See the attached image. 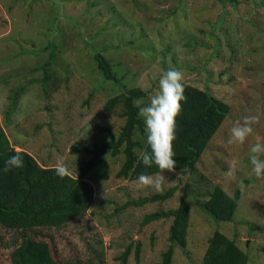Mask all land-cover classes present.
<instances>
[{
    "label": "rangeland",
    "instance_id": "1",
    "mask_svg": "<svg viewBox=\"0 0 264 264\" xmlns=\"http://www.w3.org/2000/svg\"><path fill=\"white\" fill-rule=\"evenodd\" d=\"M239 1L0 0V125L13 144L49 165L70 166V173L78 176L90 156H73L71 146L78 140L104 142L108 137L98 126L119 135L125 124L118 113L105 111L108 99L120 94L122 86L98 70L99 53L111 62L123 86L148 91L149 100L159 92L160 77L175 68L183 72L184 83L207 89L230 106L197 164L198 172L162 173V191L119 179L125 155L108 153V180L95 174L91 178L96 188L93 207L85 218L55 231L64 264H124L120 257L127 250L126 264L160 263L171 245L173 221L144 225V219L176 209L183 197L190 206L188 244L174 245L173 264H204L216 233L234 241L249 264H264V177L253 173L249 159V146L264 143V1ZM51 55H56L53 69L64 81L50 100L43 92V71L32 70L41 69ZM21 86L25 92L11 111L10 97ZM47 104L54 112L45 109ZM246 116L258 118L251 125L253 133L244 144H230L232 127ZM176 185L169 200L129 205ZM216 186L231 196L241 193L232 221H218L203 209ZM1 233L9 248L0 249V264H12L21 232Z\"/></svg>",
    "mask_w": 264,
    "mask_h": 264
},
{
    "label": "trees",
    "instance_id": "2",
    "mask_svg": "<svg viewBox=\"0 0 264 264\" xmlns=\"http://www.w3.org/2000/svg\"><path fill=\"white\" fill-rule=\"evenodd\" d=\"M219 1L223 5L240 3L239 0ZM191 41L194 46L198 45L195 40ZM55 58L56 55H51L50 60L43 64L41 69L32 70L43 71V92L50 96L48 97L50 100L53 98L51 93L57 94L64 81L53 69ZM95 61L106 80L122 86L120 94L108 99L105 111L114 115L118 113L125 119V124L119 135L110 128L98 126L97 131L108 137L104 142L94 141L91 145L78 140L71 146L70 153L73 156L79 153L90 156L88 161L83 160L78 176L72 175L70 166L65 165L69 169V174L63 178L59 177L55 171L57 165H49L42 157L13 144L0 125V249L9 248L8 243L4 245L5 235L1 232L19 231L22 239L21 244L12 253V264H64L57 241L58 236L55 235L56 230L72 221L85 218L93 207L96 188L91 178L95 174L101 180H108L111 167L105 158L108 153L114 157L121 153L125 155V161L117 173L119 179L137 180L142 172L153 176L159 173L155 165L145 168L140 161V154L145 150L150 152L151 149L147 143L144 120L138 116V108L134 106L133 101H142V106L148 104L150 101L148 91L139 87L128 89L123 86L122 78L118 77L111 62L102 54H97ZM184 85L187 101L182 102V111L177 117L176 139L173 145L174 159L177 161L175 172L194 175L198 172V162L229 116L230 106L214 97L207 89H199L186 82ZM66 87L69 88L68 85ZM24 92V86L13 92L10 97L13 105L11 111L15 110L19 97ZM45 107L54 112L53 105L47 104ZM11 111L7 110L6 113L9 114ZM36 129H39L38 124ZM54 141L56 140L52 139L51 143ZM16 147H20L21 150L17 151ZM16 153L22 156L23 168L4 172L5 162ZM97 168L101 170L95 172ZM177 190L176 185L165 192L130 202L129 205L142 206L166 201L173 198ZM208 194L209 198L203 203V209L218 221H232L238 208L240 191L231 196L216 186ZM167 219L173 221L169 230L171 245L162 254V260L158 264H173L174 245L185 248L188 244L191 217L186 197L182 198L176 209L149 214L143 223L147 225ZM129 255L130 250H127L120 257L124 264L127 263ZM139 255L140 246L137 258ZM203 263L249 264V258L234 241L224 234L216 233L208 242Z\"/></svg>",
    "mask_w": 264,
    "mask_h": 264
},
{
    "label": "clouds",
    "instance_id": "3",
    "mask_svg": "<svg viewBox=\"0 0 264 264\" xmlns=\"http://www.w3.org/2000/svg\"><path fill=\"white\" fill-rule=\"evenodd\" d=\"M184 74L179 69H168L159 79V92L153 95L148 104L142 106V101L134 100L133 104L138 108V116L142 117L147 134V143L151 151H143L140 154V161L145 168L155 165L159 173L148 175L140 173L137 183L154 191H162L166 177L165 172L174 173L177 161L174 159V141L177 126V117L182 111V102L187 101L185 96ZM258 122L255 116H246L242 124L232 127L229 143L244 144L247 138L253 133L251 125ZM249 159L252 171L257 177H264V143L257 142L249 146ZM24 163L20 153L11 156L3 168L4 172L12 169L23 168ZM56 174L63 178L69 174V169L58 163ZM235 166H230L229 174H233Z\"/></svg>",
    "mask_w": 264,
    "mask_h": 264
}]
</instances>
